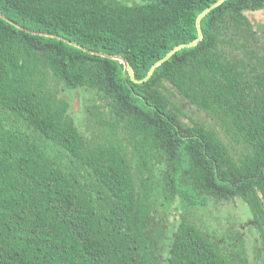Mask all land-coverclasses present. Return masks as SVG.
Listing matches in <instances>:
<instances>
[{"label":"trees","instance_id":"obj_1","mask_svg":"<svg viewBox=\"0 0 264 264\" xmlns=\"http://www.w3.org/2000/svg\"><path fill=\"white\" fill-rule=\"evenodd\" d=\"M217 1L0 0V12L124 57L142 80L198 39L197 19ZM258 13L264 0L225 1L202 20V42L142 84L119 60L0 17V264H264V82L233 62L257 58ZM249 97L250 150L238 159L184 107L229 123ZM240 201L262 233L252 257L228 226L209 235L192 216L227 217Z\"/></svg>","mask_w":264,"mask_h":264},{"label":"flooded vegetation","instance_id":"obj_2","mask_svg":"<svg viewBox=\"0 0 264 264\" xmlns=\"http://www.w3.org/2000/svg\"><path fill=\"white\" fill-rule=\"evenodd\" d=\"M263 19H264V14H263ZM252 24H253V29L255 31V38L251 41V45L258 52L257 58H245L243 60L240 59L241 61L233 60V62L239 63L238 69L241 72L240 77L248 78L250 75L255 80L258 81V79H260V81L264 82V23H261L262 26L255 25L252 18ZM232 69H234L233 66ZM244 104L248 112L247 113L240 112V115L236 119H232V122H230L229 120V123L225 122L227 116L223 112L213 115V117L205 114L204 112L200 113L205 117L199 119V123L202 125V127H205L208 131L212 132L213 136L217 140L222 141L223 144H225L228 147L229 153L233 156L234 159H238L243 152H247L250 150L249 145L246 146L244 144L245 142L244 138L247 134V131H249V126L251 125L249 121L251 120L252 114L254 113L256 114V112L254 111L253 108H251L252 102L250 97L245 101ZM258 104L259 103L257 101L254 102V105H258ZM219 111L221 110L219 109ZM261 114H262L261 117L264 118V107H262L261 109ZM244 132L246 134H243ZM234 206H235V210L239 208H243L245 206L248 208V206L243 201H240V203ZM250 214H251V218L249 220L250 222L249 224L247 223L244 224V222L238 221V223L236 224L232 223V225H229V229L231 231L232 239H234L237 242L239 240H243L249 244L251 250H250V254L247 253V255L252 257L253 250L256 249L257 244H262L263 241H262V233L260 232V230L255 229L256 222L254 220L251 211Z\"/></svg>","mask_w":264,"mask_h":264},{"label":"rangeland","instance_id":"obj_3","mask_svg":"<svg viewBox=\"0 0 264 264\" xmlns=\"http://www.w3.org/2000/svg\"><path fill=\"white\" fill-rule=\"evenodd\" d=\"M263 14L264 13H258V14L253 15L251 17V18H253V22L255 23V25L260 26L261 23H264ZM184 105H185L184 107L186 108L187 112L190 115L195 116L197 119H202L203 117H205V116L201 115L200 113H197L198 111H196L194 108H192L190 110L187 103L184 102ZM84 107H85L84 102H83V99L81 98L80 108L77 111H75L73 113V115H74V118L76 120L80 121L79 124L85 132H87V129H86L87 127L92 128V131H90V133L87 132L90 136L92 134L93 130H97V127L92 126L93 122L91 121L92 118L90 116L88 117V119L86 118V116H84L85 115ZM90 138H92V137H90ZM228 213H229V215H227V217L226 216L223 217L220 215V209L211 208V209H208L206 211H196L192 216H193L194 222H196L201 227H204L209 235L210 234L215 235L218 226H220L221 224L225 227L226 226L229 227V225H232V223L236 224V223H238V221L244 222V224L250 223L249 220L251 218V214H250L249 209L246 206L243 208H239V209L235 210L234 205H229ZM226 214H227V212H223V215H226Z\"/></svg>","mask_w":264,"mask_h":264},{"label":"water","instance_id":"obj_4","mask_svg":"<svg viewBox=\"0 0 264 264\" xmlns=\"http://www.w3.org/2000/svg\"><path fill=\"white\" fill-rule=\"evenodd\" d=\"M225 1H227V0H219V1H217L215 4H213L212 6L208 7L206 10H204L199 15V17L197 19V23H196L199 36H198V39L196 41H194L192 43L181 44V45L176 46L164 58H162L161 60L156 62L153 65V67L151 68L149 74L142 80H139V79H137L135 77L134 70H133L131 64L124 57L117 56V55H109V54H106V53H103V52L87 49V48L83 47L82 45H80V44H78L76 42H73V41H71V40H69V39H67L65 37L60 36V35H56V34H52V33H46V32H38V31H33V30L26 29L25 27H23V26L19 25L18 23L12 21L10 18L5 16L1 12H0V17L3 18L4 20L8 21L9 23L15 25L16 27L20 28L21 30H24L27 33L34 34V35L45 36V37L57 38V39H60V40H62L64 42H67V43H69V44H71V45H73L75 47H78L79 49H81V50H83V51H85L87 53H90L92 55H97V56H101V57L108 58V59H113V60H119L124 65L125 72L129 73L131 79L137 84H142V83H145V82L149 81L152 78V76L155 73V71L157 70V68L160 67L161 65H163L164 63H166L167 61H169L170 58L173 55H175L178 51H180L182 49H185V48H191V47H195V46L199 45L200 42H202V40L204 38V31H203V28H202V25H201L202 20L204 19V17L208 13H210L212 10L218 8ZM80 104H81L80 93H76V99H75V103H74V111H77L80 108Z\"/></svg>","mask_w":264,"mask_h":264}]
</instances>
